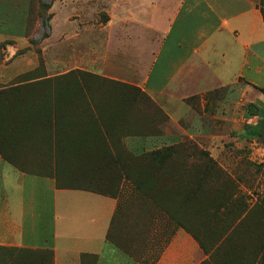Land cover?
Instances as JSON below:
<instances>
[{
	"label": "crops",
	"instance_id": "obj_1",
	"mask_svg": "<svg viewBox=\"0 0 264 264\" xmlns=\"http://www.w3.org/2000/svg\"><path fill=\"white\" fill-rule=\"evenodd\" d=\"M50 10L51 73L33 80L48 81V89L0 132V247L49 250L51 264H263L264 248L248 250L241 231L219 240L231 237L232 245L211 234L202 244L199 220H192L195 234L183 227L178 198L161 202L164 218L150 222L145 257L135 259L109 238L118 198L87 186L120 175L112 156L120 142L137 153L177 146L185 136L212 147L263 135L264 0H51ZM101 11L107 20L90 24ZM61 64L95 78L97 89H58L68 77L53 72ZM137 89L162 118L140 128L164 132L136 133ZM169 175L183 172L160 174ZM165 207H175L171 216ZM155 225L172 228L160 229L165 239L149 259Z\"/></svg>",
	"mask_w": 264,
	"mask_h": 264
},
{
	"label": "rangeland",
	"instance_id": "obj_2",
	"mask_svg": "<svg viewBox=\"0 0 264 264\" xmlns=\"http://www.w3.org/2000/svg\"><path fill=\"white\" fill-rule=\"evenodd\" d=\"M40 2L50 5L51 0ZM52 15L50 8L42 6L38 0H0V29L7 28L5 34L0 35V75H7V80L0 78V132L11 127L10 119L21 114L15 112L25 104H39L40 93L48 89V81L33 80L51 73L47 32ZM107 18L105 12L101 11L98 22L94 17L89 20L90 24L96 26ZM28 26L31 27L29 34ZM16 28L23 33L20 34ZM23 35L25 42L21 39ZM61 60H65L64 51L61 53ZM66 68L64 64L54 66L53 72L68 76L58 79V89L66 86V89L80 91L83 84L93 90L97 89L95 78H90L77 68L66 72ZM104 102L100 103L104 105ZM150 102L139 94L135 97L138 130L144 134L164 132L140 128L141 123L148 121L150 117L162 120L157 108ZM75 104L80 105V102L76 101ZM250 104L253 106L251 109L256 108L253 102ZM250 113L252 114L251 110ZM251 139L239 145L209 147L200 146L192 138L185 136L181 144L158 148L155 157H146L149 164L142 157L139 158L140 154L149 151L143 149L132 153L138 159L134 161L136 163H129L128 171L141 172L142 176L135 179L131 176L132 178L119 181L116 176H112L109 183L103 185L92 181V188L116 192L115 196L118 198V209L109 238L128 255L138 260L144 259L145 236L151 230L150 222L164 218L161 202L169 201L172 206L173 200L178 198L183 200L182 214L186 228L195 232L192 220L196 218L200 221L197 229H200L202 244L208 245L211 234L218 240V244L232 245L231 237L226 242L219 243V240L228 233L241 231L240 234L246 236L244 243L248 245V250H263L264 134L255 141ZM162 149L167 150L161 152ZM146 170L153 171V178L143 176ZM176 170L182 171L183 175L178 178L160 176L163 171L173 175ZM156 226L152 227L158 233L155 236L156 243L152 249L149 247V259L155 257L158 243L161 244L165 239V235H159L160 229L167 235L166 231L170 232L172 228L169 225ZM197 236L199 238V234ZM36 260L33 255L17 254V251L8 248L0 249V263L3 264H32Z\"/></svg>",
	"mask_w": 264,
	"mask_h": 264
},
{
	"label": "trees",
	"instance_id": "obj_3",
	"mask_svg": "<svg viewBox=\"0 0 264 264\" xmlns=\"http://www.w3.org/2000/svg\"><path fill=\"white\" fill-rule=\"evenodd\" d=\"M38 1H39V3L42 6L48 8V9L50 8V5L40 2V0H38ZM263 13H264V10H263ZM27 31H28V34H29L31 32V27L28 26ZM259 90L264 94V86L260 87ZM137 94H139V95L147 98L148 101L150 102V99L148 97L144 96L140 92L139 89H137ZM136 133L137 134H144L143 132H140L138 129H137ZM257 133H258V135L259 134H264V127H263V130L262 131H258ZM113 148H114V155L112 154V156H113V159L115 161L114 163L119 167V170H120V175L117 177L118 178V181L120 179H124V178L126 179L127 177L130 178L131 176L134 177L133 179L137 178L139 175L141 176V174H140L141 172H138L137 173L138 176H134V175H129V171H128L129 163H132V164L133 163H136L134 161H137L138 157L133 156L132 153H130L128 150H126V148L122 145L121 142H120L119 145H116V146L113 145ZM156 150L157 149L151 150L149 152L142 153V154L139 155V158L142 157V159H144L149 164V160H147L146 157H148V156H151V158L152 157H155L156 154H157V151ZM164 150H167V149H164ZM164 150L162 149L160 151L163 152ZM150 162L152 163V161H150ZM103 183L104 184H108L109 183V179H107V180L105 179ZM118 184H119V182H118ZM87 188H90V189H93V190H98L96 188L95 189L92 188V186H87ZM99 190H102V189H99ZM103 192L105 194H109L111 196H115L116 195V192H110V191H108V192L103 191ZM173 209L175 210V207L166 209V212L170 215ZM183 227L188 232H190L191 234H195V232H191L190 230H188L186 228V224L185 223L183 224ZM0 249H7V248L6 247H0ZM8 250L17 251V254L18 253H26L27 256H32L33 255L34 257L37 258V260H36V262H34L32 264H43V263H45V264H51V262H52V252L49 251V250H33V249H25V248L24 249L8 248ZM261 262L264 264V254H263V258H262V261ZM0 264H3V263H0Z\"/></svg>",
	"mask_w": 264,
	"mask_h": 264
}]
</instances>
